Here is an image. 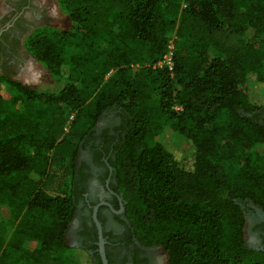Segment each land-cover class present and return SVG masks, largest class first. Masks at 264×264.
Returning <instances> with one entry per match:
<instances>
[{"label":"trees","instance_id":"16d2710c","mask_svg":"<svg viewBox=\"0 0 264 264\" xmlns=\"http://www.w3.org/2000/svg\"><path fill=\"white\" fill-rule=\"evenodd\" d=\"M68 18V30L25 37L56 90L0 73L17 91L0 94V216L38 241L14 249L18 261L0 240V264H63L78 152L112 108V187L133 236L161 247L166 264H264L242 206L264 211V90L246 88L264 87V0H75ZM171 30L168 69L156 64ZM182 144L187 165L173 148Z\"/></svg>","mask_w":264,"mask_h":264},{"label":"flooded vegetation","instance_id":"af4514ba","mask_svg":"<svg viewBox=\"0 0 264 264\" xmlns=\"http://www.w3.org/2000/svg\"><path fill=\"white\" fill-rule=\"evenodd\" d=\"M5 13L0 11V70L14 72L22 65L20 39L38 22L49 20L50 9L36 4V0H0ZM49 12V13H48ZM114 125L107 128L103 140L95 130V138L85 146L87 159L78 170L75 185L78 190L76 215H80L77 239L81 246L88 247L94 264H102L99 255V238L93 220L94 208L100 225L103 248L107 264H162L155 259L152 249L144 246L132 234L130 225L123 215V203L119 193L112 187L110 157ZM245 217L251 219L255 246L264 248V211L251 202L245 203ZM246 224V222H245Z\"/></svg>","mask_w":264,"mask_h":264},{"label":"rangeland","instance_id":"374dc122","mask_svg":"<svg viewBox=\"0 0 264 264\" xmlns=\"http://www.w3.org/2000/svg\"><path fill=\"white\" fill-rule=\"evenodd\" d=\"M75 0H36V4L45 6L46 9H50L49 20L44 18V21L38 22L34 27H46L47 35H52L53 31H58L62 29H70L71 23L68 18V12L73 8ZM0 11L5 13V8L3 3H0ZM35 28L30 29L26 34H24L21 39V47H22V65L14 72H8L10 77L17 80L22 81L24 84L30 86L31 88H35L41 91H52L56 90L59 87V83L56 82L53 77H51L48 73V70L32 55L31 51L27 48L25 44V37L32 33ZM175 34L171 30L167 33V40L174 44ZM6 73L5 70H0V73ZM247 90L255 95H260L264 90V87L260 84L249 82L247 83ZM17 91L14 88H11L4 81L0 80V94L3 96H11L16 94ZM17 110H23L24 107L20 104L17 105ZM120 112L118 109H110L102 114L100 119L95 124L96 130L102 131L103 129H107L109 126L118 123L120 119ZM71 119V116L67 119V122ZM66 128L68 125H65ZM161 138V137H160ZM175 153L179 159V163L182 165L188 164V146L187 144H182L177 148L173 145ZM85 148L81 147L78 152V156L76 159V166L83 165L87 159V155L84 152ZM256 151H260L264 153V144L257 145L255 147ZM262 161V160H260ZM258 161V166L262 165V162ZM58 179L62 184L68 179L67 173L64 171H56ZM63 191L65 188L63 186L60 187V190ZM245 203H242V206L245 211ZM80 215L74 216L72 221L70 222L66 239L69 245V249L63 255V264H94V257L90 251L87 250V246H81L82 244L77 239V229L80 221ZM14 222L7 218L6 215L0 216V240L5 247L9 249V259L12 260L14 257L16 260H20L17 254H11L14 249L21 250L25 254H29L33 249L38 246V241L33 238L24 237L19 234L13 232ZM245 231V239L246 242L255 246L256 240L253 234V228L251 219L249 217L246 220V224L244 227ZM11 251V252H10ZM154 253L155 259L162 264H166L167 258L161 247H154L152 249ZM22 261V260H21ZM8 264V263H7Z\"/></svg>","mask_w":264,"mask_h":264},{"label":"water","instance_id":"95a60500","mask_svg":"<svg viewBox=\"0 0 264 264\" xmlns=\"http://www.w3.org/2000/svg\"><path fill=\"white\" fill-rule=\"evenodd\" d=\"M21 83H23V82L21 81ZM95 210H96V207L94 208V212H93V220L96 223V226H97V229H98V238H99V242H98L99 248H98V251H99V255H100L102 264H107V259H106L105 252H104V248H103V239H102V236H101L100 225H99V222H98V220L96 218ZM249 246L252 247V248L258 249V247H254V246H251V245H249ZM259 249H263L264 250L263 247H259Z\"/></svg>","mask_w":264,"mask_h":264},{"label":"built area","instance_id":"2783aa9c","mask_svg":"<svg viewBox=\"0 0 264 264\" xmlns=\"http://www.w3.org/2000/svg\"><path fill=\"white\" fill-rule=\"evenodd\" d=\"M174 46L171 42H167L166 51L162 58L157 62V66H166L168 69L172 68V54Z\"/></svg>","mask_w":264,"mask_h":264}]
</instances>
